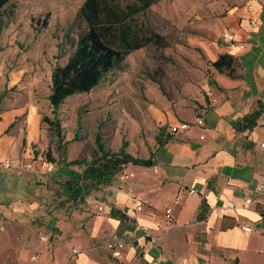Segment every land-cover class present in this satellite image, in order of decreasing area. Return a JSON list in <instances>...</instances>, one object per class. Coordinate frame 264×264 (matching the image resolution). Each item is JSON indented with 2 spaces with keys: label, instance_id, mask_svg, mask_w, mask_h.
I'll return each mask as SVG.
<instances>
[{
  "label": "crops",
  "instance_id": "0c3cea01",
  "mask_svg": "<svg viewBox=\"0 0 264 264\" xmlns=\"http://www.w3.org/2000/svg\"><path fill=\"white\" fill-rule=\"evenodd\" d=\"M251 18L259 25L251 27ZM201 31L209 62L223 53L236 55L243 77L212 68L204 88L192 95L186 90L177 100L158 98L159 107L168 109L155 110L156 120L170 135L151 153L152 166L130 164L123 170L133 178L116 175L66 207L60 206L68 197L64 182L72 171L80 172L66 165L73 158L57 160V175L0 168V227L5 226L0 264H181L185 256L200 264H264V0H236L202 23ZM227 31L246 49L230 50L222 38ZM260 108L256 126L239 132L236 123ZM43 115L38 103L0 100V163L29 162L44 154L35 146L46 144L49 125H43ZM198 117L202 125L195 124ZM180 122H189V128L171 133L170 126ZM190 189L197 192L189 194ZM177 196L182 200L175 204ZM248 198L252 202L246 204ZM139 203L143 212L136 210ZM168 207L173 223L156 227ZM141 226L149 227L148 237ZM114 234L135 240L120 259L103 247Z\"/></svg>",
  "mask_w": 264,
  "mask_h": 264
},
{
  "label": "rangeland",
  "instance_id": "374dc122",
  "mask_svg": "<svg viewBox=\"0 0 264 264\" xmlns=\"http://www.w3.org/2000/svg\"><path fill=\"white\" fill-rule=\"evenodd\" d=\"M84 1L13 0L9 4L7 11L13 10L10 23L0 36V96L4 95L1 100L38 103L41 114L51 113L53 118L48 102L52 69L57 63L64 65L74 50L71 41L77 38L79 26L84 28L85 24L76 21L71 40L64 42V35ZM116 1L120 7L136 2ZM235 1L159 0L140 12L137 15L140 22L164 36L166 47L146 45L127 56L121 68L110 71L97 88L70 96L58 117L63 128L62 146L50 129L45 133L46 144L37 142L35 146L56 163L55 170L58 159L62 163L67 158H78L79 150L86 142H94L98 132L115 151L124 143L127 152L141 157L158 151L156 137L161 127L155 110L166 112L168 107H159L158 98L163 93L151 75L176 100L186 96V90L189 96L204 88L211 69L199 42L203 34L201 24ZM43 20H47L46 25ZM61 47L63 51L59 54ZM43 125L47 128L48 124ZM70 202L63 199L60 206L66 207Z\"/></svg>",
  "mask_w": 264,
  "mask_h": 264
},
{
  "label": "trees",
  "instance_id": "16d2710c",
  "mask_svg": "<svg viewBox=\"0 0 264 264\" xmlns=\"http://www.w3.org/2000/svg\"><path fill=\"white\" fill-rule=\"evenodd\" d=\"M12 1L0 0V36L9 26L13 10L8 12L7 8ZM135 1L134 4L120 7L116 0H85L65 33L64 42H67L71 40L76 21L80 20L85 24L84 28L79 26L77 38L71 41L74 50L68 55L66 63L64 65L57 63L51 73L48 101L55 116L50 118L43 115L42 122L48 124L49 129L58 136L60 146H62L63 128L57 117L58 109L67 98L75 94L89 93L97 88L110 71L121 68L127 56L146 45L152 43L166 47L165 37L154 30L145 28L137 17L140 12L146 11L159 0ZM43 24L46 25L47 20H43ZM61 51H63L62 47L59 54ZM59 54L55 59H59ZM212 68L231 78L243 77L240 60L233 54H221L215 61L210 62L211 71ZM151 79L159 83L164 96L171 101L175 99L165 90V86L159 79L152 75ZM3 96H0V100ZM261 113L260 108L238 121L237 130L242 132L252 129L256 126ZM80 116H78V123H80ZM170 132L174 133L171 130ZM169 135L166 127L160 128V134L156 137L159 148L169 140ZM130 164L152 166L153 155L147 158L133 155L126 151L125 143L120 150L115 151L103 138L101 132L96 133L94 142H86L79 157L66 164L82 168L80 172L72 171L71 178L64 182V187L68 190L65 192L67 199L81 203L91 190H97L100 185L109 184L124 167ZM113 215L124 218L120 211H114Z\"/></svg>",
  "mask_w": 264,
  "mask_h": 264
},
{
  "label": "built area",
  "instance_id": "2783aa9c",
  "mask_svg": "<svg viewBox=\"0 0 264 264\" xmlns=\"http://www.w3.org/2000/svg\"><path fill=\"white\" fill-rule=\"evenodd\" d=\"M254 7L252 5L249 6L248 10H252ZM259 25L258 20L255 18H251L250 19V26L251 27H255ZM223 41L227 44L228 48L230 50H234V49H241V50H245L246 49V43L244 41L241 40V38L237 37V35L233 32L227 31L224 32L223 35ZM207 96H211L212 92L208 91L206 92ZM203 119L201 117H198L197 120H195V124L196 125H202L203 124ZM190 126L189 122H180L176 125H172L170 126V130L173 131L175 134L181 133L185 130H187ZM262 146H264V143L261 144ZM25 167L26 169H28V171L30 170H34L35 168H38L40 171H43L44 173H52L55 170V163L50 161L46 156H44V154H41L40 157H33L31 159V161H15L12 159H6L5 161L0 163V168L2 169H12V170H18ZM118 178L120 180H124L127 181L130 178H133L135 176V174L133 172H125V170H122L118 173ZM264 185L261 186V188H263ZM197 191L196 189H190L189 190V194H195ZM182 200V197L177 196L174 200L175 204H178L180 201ZM250 202H252L251 198H248L246 200V204H249ZM99 210H103V206H99L98 207ZM136 210L143 212L144 211V205L143 204H137L136 205ZM0 219H2V217L0 216ZM163 221H166L167 223H173V211H172V207H168L166 208L165 212L160 216V219L156 221L155 225L156 227H161L163 225ZM4 225H2L0 227V230H4ZM244 229L246 231H251V226H245ZM141 230L143 232L144 238L148 237V231H149V227L148 226H141ZM42 240H46L47 238L45 236H41ZM135 243V240H125L123 239L121 236L114 234L112 235L107 241H105L104 243V248L106 249V251L113 257L116 259H120L123 258L124 252L125 250L130 247L133 246ZM75 253H77L76 250H74ZM181 264H200L199 261L197 260H192L190 258H188L187 256L181 258Z\"/></svg>",
  "mask_w": 264,
  "mask_h": 264
},
{
  "label": "bare ground",
  "instance_id": "6f19581e",
  "mask_svg": "<svg viewBox=\"0 0 264 264\" xmlns=\"http://www.w3.org/2000/svg\"><path fill=\"white\" fill-rule=\"evenodd\" d=\"M223 35H224V33H223Z\"/></svg>",
  "mask_w": 264,
  "mask_h": 264
}]
</instances>
